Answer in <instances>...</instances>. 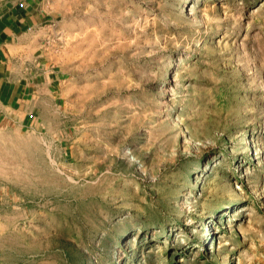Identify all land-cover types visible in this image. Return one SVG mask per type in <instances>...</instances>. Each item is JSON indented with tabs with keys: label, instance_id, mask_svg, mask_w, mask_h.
<instances>
[{
	"label": "rangeland",
	"instance_id": "1",
	"mask_svg": "<svg viewBox=\"0 0 264 264\" xmlns=\"http://www.w3.org/2000/svg\"><path fill=\"white\" fill-rule=\"evenodd\" d=\"M53 92L0 129V264H264V0H53Z\"/></svg>",
	"mask_w": 264,
	"mask_h": 264
},
{
	"label": "crops",
	"instance_id": "2",
	"mask_svg": "<svg viewBox=\"0 0 264 264\" xmlns=\"http://www.w3.org/2000/svg\"><path fill=\"white\" fill-rule=\"evenodd\" d=\"M53 0H0V129L27 123L32 99L58 81L51 48L57 21ZM43 95V94H42Z\"/></svg>",
	"mask_w": 264,
	"mask_h": 264
}]
</instances>
